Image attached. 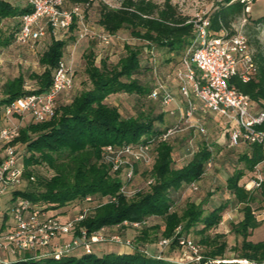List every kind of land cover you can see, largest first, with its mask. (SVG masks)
Masks as SVG:
<instances>
[{
	"label": "trees",
	"instance_id": "1",
	"mask_svg": "<svg viewBox=\"0 0 264 264\" xmlns=\"http://www.w3.org/2000/svg\"><path fill=\"white\" fill-rule=\"evenodd\" d=\"M19 1L23 3L20 4ZM246 6L248 4L245 0L223 1L222 6L209 16L212 31L219 33L226 30L228 34L234 33L231 24L236 15L242 14ZM30 10L31 7L23 0L12 2L0 0V24L6 18L19 19L23 13ZM99 16V23L105 32L116 34L127 26L132 29L134 36L163 48L169 47L170 53L174 51L185 54L195 36L194 22L171 1L159 4L153 0H124L117 7L103 3ZM259 21H264V15L259 17ZM18 24L19 20L9 33H5L0 27V49L14 41ZM80 28L81 23L76 17L68 28L67 37L58 39L48 35L50 44L39 59L44 70L31 75L36 79L37 86L27 89L22 74L9 78L0 88V93L5 96L0 100V111L7 101L26 93L43 92L49 88L53 71L66 53L67 38L78 37ZM126 48V55L114 65H110L106 58L97 63L95 52L88 49L84 53L85 71L92 86L76 95L69 103L59 98L57 113L52 119L31 120L22 127L17 140L26 146L24 156L26 176L32 175L31 166L34 170L44 169L47 174L38 177L37 186L18 189L16 194L27 196L35 203L53 210L66 209L71 204L82 202L88 195H93L101 201L116 195L117 201L107 200L99 203L94 212L83 221V225L90 231L103 225L110 227L119 225V229H122L128 227L123 225L125 220H147L139 235L142 244L137 245L131 252L110 251L100 255L93 249L81 257L67 255L61 260L50 259L46 264H213V260L225 258L228 242L225 233L212 234L211 230L221 223L229 203L213 206L207 213L202 203L192 200H189L182 210L174 206L175 194L184 185L203 179L206 168L213 159V150L208 144L203 143L187 163L177 167L174 145L170 138L156 141L155 162L146 172L147 179L153 177L154 182L131 197L120 192L123 180L112 172L110 164L105 160L106 145L149 139L167 129L155 127V121L161 119V115L125 117L116 105L107 101L111 94L120 92L140 95L151 93L138 77L143 73L140 52L129 45ZM261 71L260 80L252 78L244 81L239 76H234L231 83L250 97L259 101L264 100V66ZM262 127L264 128V125ZM246 144L249 145V149L239 155L243 166L229 175L225 189L234 196L236 205H242V218L232 224V230L242 236L237 258L262 264L264 239L254 241L251 238L261 224L252 205L258 196L254 188H246L247 179L243 183L241 180L247 171H254L256 166L264 161V155L260 145ZM31 182L33 181H30V185ZM258 187L264 202V180ZM151 217H160L163 224L149 225L148 220ZM161 226L164 237H172L179 227L178 236L189 235L195 230L200 235L199 242L207 248L200 261L181 263L164 256L157 257L156 253H145L142 246L154 239L152 230H158L162 228ZM177 245L175 239L171 246ZM13 264L37 263L28 260ZM219 264L234 262L220 261Z\"/></svg>",
	"mask_w": 264,
	"mask_h": 264
},
{
	"label": "built area",
	"instance_id": "2",
	"mask_svg": "<svg viewBox=\"0 0 264 264\" xmlns=\"http://www.w3.org/2000/svg\"><path fill=\"white\" fill-rule=\"evenodd\" d=\"M23 1L31 10L19 18L14 36V41L18 44L34 50L36 44L48 35L59 38L61 32L68 29L76 17L81 23L78 39L86 37L90 32L83 18L82 2L68 5V0ZM193 22L195 36L176 71L180 92L187 104L184 123L195 126L204 133L206 128L196 119L195 114L200 111L219 114L229 124L228 132L232 146L241 143L258 144L264 155V109H256L250 95L238 90L231 83L234 76L249 81L257 71L249 50L248 37L236 31L228 34L226 30L214 34L209 17ZM98 35L105 43H109L112 36L107 32ZM1 62L0 59V64ZM71 65L61 59L53 71L52 82L47 90L26 93L7 101L0 111V199L10 197L7 201L9 207L3 213L0 223V264L30 261V257L21 256V251L38 247L47 249L46 252L39 253L41 258L50 257L55 260L71 255L75 250L91 252L93 245L99 242H115L127 246L131 251L136 248L134 239L120 232H110L111 227L108 225L92 231L83 225V221L94 212L99 203L107 200L117 201L116 195L106 197L102 201L88 195L74 212L58 209V214H52L50 209L35 203L29 197L16 194L23 182L35 180L33 174L26 176V165L21 151L25 144L17 140L23 124L28 117L34 121H46L56 115L60 96L74 87L75 76ZM4 97L0 93V100ZM150 97L159 99L162 105L167 107L175 106L178 102L169 86L160 79L156 81ZM194 99L199 102L196 103ZM180 129L182 127L176 125L149 139L106 145L105 160L110 164L112 172L123 180L121 193L131 197L142 189L134 187L133 184L138 165L151 166L156 158V141H165ZM263 180L262 176L257 174L246 187H258ZM152 182L154 178L149 177L147 185ZM197 183L198 181H192L188 186L198 189ZM146 223L147 220H125L123 225L142 228ZM179 232L180 227L172 237H162L155 255L163 257V251L177 239L178 245L188 250L185 263L200 260V244L189 235L178 236ZM150 249L148 244L142 246L145 253L150 254Z\"/></svg>",
	"mask_w": 264,
	"mask_h": 264
},
{
	"label": "rangeland",
	"instance_id": "3",
	"mask_svg": "<svg viewBox=\"0 0 264 264\" xmlns=\"http://www.w3.org/2000/svg\"><path fill=\"white\" fill-rule=\"evenodd\" d=\"M124 0H90V2H82V12L85 23L88 25L90 32L82 38L73 36V38H67L68 44L66 46V53H64L62 60L67 65H71L74 71L75 83L74 87L65 94L61 101L69 103L76 95H79L86 89L92 86L90 78L85 71L86 58L84 53L88 49H92L96 54V62L100 63L102 59H107L110 65L116 64L121 57L126 55L129 45L134 50L140 52L141 65L143 66V73L138 77L149 88V92H152L156 85L157 80H163V82L169 86L174 95L177 98V105L164 106L159 99H154L148 95L129 94L126 92H120L111 94L107 101L110 104L116 105L121 113L125 116H158L161 115V119L155 121V127L157 129H164L180 125L182 129L178 130L170 137L171 143L174 145V157L176 159L175 165L181 166L187 163L199 149V147L206 143L213 150V159L206 168V173L202 180L198 181V189H192L188 185H184L175 194L174 206L178 210H182L189 200L202 203L205 208V212H209L213 206L220 203L227 202L229 207L225 211L221 223L211 233L215 232L225 233V239L228 242L224 259H215L213 264H219L223 262H234V264H259L247 259H240L238 257L239 246L241 245L242 236L232 230V224L239 221L243 212L241 210L242 205H236L234 196L225 189L226 180L232 172L243 166V163L239 160V155L249 149V145L241 143L237 146L230 144L229 132L227 131L228 125L226 119L209 112H197L195 114L196 119L200 120V123L206 128V132H200L195 126H188L184 123V113L186 111L187 104L182 99V95L178 88L177 68L181 65L184 54L171 52L169 47L163 48L148 42L142 38L134 36L132 29L125 26L119 30L116 34H112L110 42L105 43L98 34L105 32L99 23V13L103 3H108L111 6H120ZM159 4H163L166 1H171L176 4L179 10L190 17L191 21L199 20L201 18L209 17L218 7L222 6L225 0H153ZM244 1V0H242ZM248 6L241 15H236L231 26L236 32L244 33L249 40V50L254 58L257 66V71L253 75V79L260 80L262 77V67L264 66V21H259V17L264 15V0H245ZM22 4V1H19ZM73 0H68L67 4H73ZM18 18H6L1 21L0 27L5 33H9L14 29V26L18 23ZM230 29V28H229ZM231 30V29H230ZM214 34L218 32L213 31ZM69 35V31L67 32ZM50 39H45L36 44L34 50L30 49L26 45H21L12 41L9 46L0 49V88L9 79L22 74L25 77V86L27 89H32L37 86V81L31 75L33 73H41L44 70V66L40 63L39 59L42 53L50 44ZM72 53V61H71ZM196 103L199 101L194 99ZM261 101V102H260ZM256 100L251 97V102L256 109H264V100ZM174 109V111H172ZM31 118H27L23 124L25 127L31 122ZM1 123V121H0ZM21 142L20 140H18ZM23 156L26 154V146L21 148ZM152 166V165H151ZM151 166L138 165V173L133 180L134 187H147V170ZM32 174L35 176V180L31 182H23L20 186V190L26 189V187L37 186L38 177L44 175V169L38 168L34 170L31 166ZM43 173V174H42ZM47 174V173H46ZM262 176L264 179V161L258 164L254 171H247L246 175L242 178L241 183L244 180L254 179L256 175ZM252 184L250 183L249 186ZM258 188H254L258 199L253 201L252 205L256 211L258 219L261 220V224L255 229L251 238L254 241L264 239V202L261 194L258 192ZM9 196H5L0 199V223L3 218V213L9 207L7 201ZM71 204V203H70ZM82 205L81 202L77 204L69 205L67 212H74L76 208ZM50 213L58 214L60 211L50 209ZM149 225L162 223L160 217H151L148 220ZM162 227V226H161ZM162 228L158 230H152V237L154 239L151 242H147L151 247L152 253L156 252L159 240L164 237L162 235ZM110 232H120L125 236L131 237L135 241V246L141 245L139 235L141 228L136 229L133 227H124L119 229L118 226H112ZM197 243L200 244L201 258L206 251V246L199 242L200 235L192 230L189 234ZM124 247V248H123ZM93 249L98 254H104L110 251H126L129 250L127 246H121L115 242H99L93 245ZM46 247L33 248L27 251H21V256H28L31 260L37 264H46L50 257L41 258L40 252H46ZM84 254L82 250H75L71 255L75 257H81ZM188 254L187 248L177 245L170 246L165 249L162 255L170 260H176L178 262H187L185 259ZM200 258V259H201ZM200 260H194L191 262H199ZM264 264V263H262Z\"/></svg>",
	"mask_w": 264,
	"mask_h": 264
},
{
	"label": "crops",
	"instance_id": "4",
	"mask_svg": "<svg viewBox=\"0 0 264 264\" xmlns=\"http://www.w3.org/2000/svg\"><path fill=\"white\" fill-rule=\"evenodd\" d=\"M15 1V0H14ZM67 32H68V29H66V30H63L62 32H61V36L59 37V38H65V37H67L68 36V34H67ZM58 38V39H59ZM45 39H48V36H46V37H44L41 41H43V40H45ZM40 41V42H41ZM31 49V48H30ZM33 50V49H32ZM73 59L71 58V61H72ZM178 84V88H179V91H180V86H179V83H177ZM181 93V92H180ZM65 94L66 93H63L61 96H60V99L62 100V98L65 96ZM182 95V94H181ZM4 96V95H3ZM182 99L184 100V102H186V99H185V97H183L182 96ZM178 103V102H177ZM209 113H211V114H214V115H217V116H219V117H222L221 115H219V114H216V113H213V112H210L209 111ZM222 118H224V117H222ZM225 119V118H224ZM227 123V122H226ZM229 126V125H228ZM227 131H229V127H228V129H227ZM249 181H247L246 182V184L248 183ZM247 188V187H246ZM248 189V188H247ZM198 203V202H197ZM254 234V233H253ZM124 248V247H123ZM122 252H131V250H126V251H123L122 250Z\"/></svg>",
	"mask_w": 264,
	"mask_h": 264
}]
</instances>
